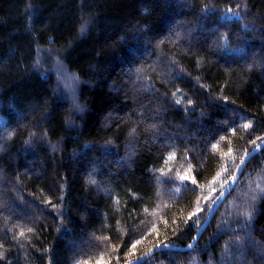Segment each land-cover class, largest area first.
Masks as SVG:
<instances>
[{
  "label": "trees",
  "instance_id": "obj_1",
  "mask_svg": "<svg viewBox=\"0 0 264 264\" xmlns=\"http://www.w3.org/2000/svg\"><path fill=\"white\" fill-rule=\"evenodd\" d=\"M263 138L264 0H0V264L188 246ZM141 264H264V147L192 249Z\"/></svg>",
  "mask_w": 264,
  "mask_h": 264
},
{
  "label": "rangeland",
  "instance_id": "obj_2",
  "mask_svg": "<svg viewBox=\"0 0 264 264\" xmlns=\"http://www.w3.org/2000/svg\"><path fill=\"white\" fill-rule=\"evenodd\" d=\"M38 55H39V53L37 52L36 57ZM53 62H54V65L49 67L50 68L49 71H52V74L55 76L57 82H59V84H61L63 86L62 87L60 85L61 86L60 88H61V91L65 93V96L67 98H73L72 96L74 95L75 91L72 88H70L69 85L67 87L64 86V83H70V79L69 78L72 77V76L69 73L68 74H69L70 77L67 75V73L63 70V68H61L60 63L56 59H54ZM225 168H226V166H225ZM225 168L222 170V173L223 172L224 173L228 172V170L225 169ZM230 179L228 180V178H225V179H222V180H224V182L226 181L228 183L230 181ZM256 181L257 182L255 183L253 177H252V182H250V179H246L245 180V184L242 183L243 184V185L241 184L242 187L239 188V190H241V192H242L241 197H238V192H237V194L235 196L237 198L236 202H233V203L227 202V204L223 206L224 213H228V210H229L228 206L231 205V211L234 212V215H235L234 218L237 219L236 222L241 221L242 218L246 219L247 215L250 213V209L247 210V207L244 208V204H248L250 202L251 198H252L253 193L258 191L257 184L260 181L259 180H256ZM260 185L262 186L261 182H260ZM261 186H260V189H261ZM260 191L261 190H259L258 193ZM243 194H244V196H243ZM254 200H255V197L252 198L251 202L254 201ZM238 201H239V206L237 205ZM203 202H204V200L203 201L201 200L199 205L203 206ZM238 219H240V220H238ZM240 224H241V222H240Z\"/></svg>",
  "mask_w": 264,
  "mask_h": 264
},
{
  "label": "water",
  "instance_id": "obj_3",
  "mask_svg": "<svg viewBox=\"0 0 264 264\" xmlns=\"http://www.w3.org/2000/svg\"><path fill=\"white\" fill-rule=\"evenodd\" d=\"M264 147V138L261 141V143L251 152H249L247 155H245V157L242 159V161L240 162L235 174L233 175V177L230 179V181L228 182V184L224 187V189L220 192V194L218 195V199L216 200V202L212 205V208H214V211L209 212L206 220L204 221V223L202 224V226L200 227V229L196 232V234L194 235L192 241L190 242L189 245H192L191 247L185 246V247H174V246H169L168 247H164V245H160V246H156L154 248L151 249V251H148L147 253H145L144 255L140 256L137 259H134L126 264H141L143 263L145 260H147L149 257L153 256L154 254L160 252V251H164V250H171V251H180V252H184V251H188L190 249H192L194 247V245H196L200 235L204 232V230L206 229V227L208 226L212 216L214 215L216 209L220 206V204L224 201V199L226 198V196L231 192V190L233 189V187L236 185V183L238 182V180L241 177V174L243 172V169L245 167V165L247 164V162L253 158L255 155H257Z\"/></svg>",
  "mask_w": 264,
  "mask_h": 264
},
{
  "label": "snow or ice",
  "instance_id": "obj_4",
  "mask_svg": "<svg viewBox=\"0 0 264 264\" xmlns=\"http://www.w3.org/2000/svg\"><path fill=\"white\" fill-rule=\"evenodd\" d=\"M244 127L247 128L248 125H244ZM219 177H220V174L218 173L217 177L214 178L213 181L210 182V184H214L215 183V180L218 179ZM181 179L184 180V179H186V177H181ZM225 183H226V181H225ZM223 187H224V183L221 184V188H223ZM193 191H194V189H193ZM215 191H216L215 188H210V192L214 193ZM199 199L200 198L198 197L197 198V206L189 213V215L187 217V220H192L193 217H197L198 218L199 217V214L202 211H204V208L199 205ZM203 199H204V201L207 202L209 199H212V197L210 195L209 196H204ZM209 210L214 211L215 209L212 208V206H209ZM187 220L185 221V223H187ZM193 222L196 223V224H199V219H197V220H195ZM173 223H175V221H173ZM29 231H31V229H29ZM21 235H23V233H21ZM136 243H139V241H137ZM191 246L192 245H189V247H191ZM132 247L135 248V244H133ZM164 247H168V245H164ZM0 255H2V254H0Z\"/></svg>",
  "mask_w": 264,
  "mask_h": 264
},
{
  "label": "bare ground",
  "instance_id": "obj_5",
  "mask_svg": "<svg viewBox=\"0 0 264 264\" xmlns=\"http://www.w3.org/2000/svg\"><path fill=\"white\" fill-rule=\"evenodd\" d=\"M245 157V156H244ZM174 247H180V246H174ZM177 252H180V251H177ZM184 252H186V251H184Z\"/></svg>",
  "mask_w": 264,
  "mask_h": 264
}]
</instances>
